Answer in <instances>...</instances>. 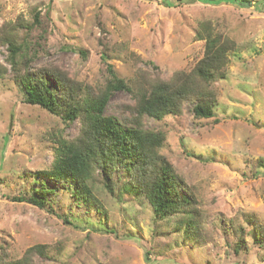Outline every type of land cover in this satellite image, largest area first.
<instances>
[{"label":"rangeland","instance_id":"rangeland-1","mask_svg":"<svg viewBox=\"0 0 264 264\" xmlns=\"http://www.w3.org/2000/svg\"><path fill=\"white\" fill-rule=\"evenodd\" d=\"M233 1L0 0V35L21 39L38 15L28 36L39 46L32 68L53 66L93 88L109 79L108 65L119 78L136 72L148 82L189 72L203 57L196 33L205 23L235 45L225 77L213 84L212 118L194 119L189 101L180 116L142 120L145 129L164 132L159 154L196 209L199 229L189 238L178 217L159 221L141 195L122 190L123 171L113 194L95 185L104 217L74 201L68 183L42 178L56 139L72 140L79 124L24 103L0 44V66L8 70L0 79V246L9 259L43 246L47 257L34 254L33 264H264L248 221L264 227V0ZM132 105L128 93L115 92L104 114L127 126ZM40 181L51 190L49 209L13 201Z\"/></svg>","mask_w":264,"mask_h":264},{"label":"trees","instance_id":"trees-1","mask_svg":"<svg viewBox=\"0 0 264 264\" xmlns=\"http://www.w3.org/2000/svg\"><path fill=\"white\" fill-rule=\"evenodd\" d=\"M201 1L234 3L233 0ZM165 5L172 6L170 3ZM32 23L26 27V34L21 39L14 34L0 35V44L6 45L9 77L21 89L24 103L41 108L64 124L74 121L79 124V134L72 140L56 139L53 160L49 168L40 173L42 178L68 183L66 189L74 201L88 209L92 207L104 217L102 212L105 210L94 194L95 185L99 184L104 191L113 194L114 176L123 171L126 176L123 191L141 195L159 221L178 217L184 237L191 238L192 230L199 229L197 212L191 208L183 180L159 154L165 134L157 129H145L142 120L146 117L158 122L166 116H180L183 104L189 101L193 103L194 119L212 118L216 104L213 84L225 77L228 52L235 48L234 43L218 34L211 35L208 32L210 26L205 23L196 33L197 39L205 41L203 57L189 72H177L169 81L148 82L143 74L136 72L131 78H119L108 65L109 79L104 86L93 88L70 79L53 66L32 68L39 46L34 48L28 36L38 24L37 14ZM80 55L86 58L85 53L80 52ZM8 70L0 66V79ZM115 92H126L133 100L132 106H126L133 115L127 126L104 114ZM50 195L51 190L40 181L26 196L13 198V201L49 209ZM248 221L253 222L252 242L264 249V227L251 217ZM34 254L47 257L43 246H34L20 259L11 260L0 246V264H33Z\"/></svg>","mask_w":264,"mask_h":264}]
</instances>
